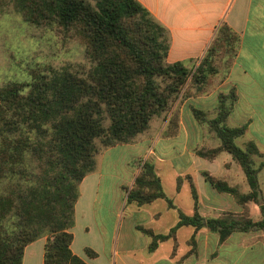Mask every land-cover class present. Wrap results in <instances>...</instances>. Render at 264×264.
Returning a JSON list of instances; mask_svg holds the SVG:
<instances>
[{
    "label": "trees",
    "instance_id": "trees-1",
    "mask_svg": "<svg viewBox=\"0 0 264 264\" xmlns=\"http://www.w3.org/2000/svg\"><path fill=\"white\" fill-rule=\"evenodd\" d=\"M8 1L24 20L58 31L62 39H77L86 64L54 68L34 60L27 66L28 80L8 78L0 84V264H20L24 245L38 236H44L42 264H92L69 246L78 182L94 169L96 155L116 143L138 140L153 117L165 120L163 135L175 134L179 103L210 88L219 69L216 58L224 59L225 70L239 37L220 23L196 63L167 61L168 31L138 0ZM235 98L230 87L217 92L212 115L193 106L190 110L219 141L193 152L211 159L225 150L241 166L247 192L206 170L201 173L216 190L230 193L242 210L202 216L191 185V213L177 208V219L167 231L135 225L149 236V250L174 236L182 224L193 232L205 226L220 240L235 230L264 229L256 178L264 152L251 139L235 142L245 129L225 123ZM254 156L262 159L255 162ZM132 162L137 171L125 187V202L140 205L163 197L174 206L152 161L138 157ZM247 200L258 204L259 219L248 215ZM84 252L95 255L87 246Z\"/></svg>",
    "mask_w": 264,
    "mask_h": 264
},
{
    "label": "crops",
    "instance_id": "crops-1",
    "mask_svg": "<svg viewBox=\"0 0 264 264\" xmlns=\"http://www.w3.org/2000/svg\"><path fill=\"white\" fill-rule=\"evenodd\" d=\"M138 1L168 31L167 61L180 59L190 64L198 59L220 23H224L238 35V44L228 67L225 70L222 68L223 72L213 78L210 88L205 93L187 96L181 100L178 106L179 118L175 134L163 135L164 120L153 117L147 130L138 140L116 143L137 147L128 160L131 162L148 151L154 154L155 161L152 163L162 189L159 168L161 163L165 162L171 174L169 181H172L173 190L170 195L163 191L174 206H169L165 198L157 197L140 205L129 202L126 208L125 199L121 197L116 201L114 219L111 223V229L117 224L116 238L108 242L102 232L107 227L102 222V215H98L100 213L107 215L108 208L101 203L100 212H97L95 207L101 172L94 167L78 182L79 192L74 205L82 195V186L89 187L86 207L82 211L83 229L84 232L92 228L95 230L100 253L93 256L80 254L72 247L74 239L72 230L70 249L92 264H264V229L235 230L220 240L216 232L205 226L193 232L192 226L182 224L175 229L174 236L159 240L150 250L147 248L149 236L140 237L134 233V230H138L135 228L136 224L150 227L154 232L167 231L177 219V208L185 213H191L193 205L191 185L196 192L197 211L202 216H216L222 211L240 212L242 210V205L236 202L230 193L216 190L201 173L202 170L211 174L217 171V174H222L213 175L234 185L240 192L250 190L241 167L236 165L237 161L231 155L230 158L225 156V159L221 161L222 171L219 164H213L217 155L225 150H220L211 159L193 152L195 147L214 146L219 141L214 142L212 136L204 137L202 126L191 115L189 101L199 99L197 106L212 115L217 102V92L225 93L233 87L236 98L225 122L227 121L226 124L230 126L243 124L245 129L242 141L251 139L258 150L264 152V0ZM3 3L5 0L4 2L0 0V6ZM177 136L182 138L179 149L181 158L177 161L179 165L175 161L176 157L166 158L165 154H160L163 152L155 153L153 146L151 148L148 146L150 142L155 144L159 138L171 140ZM171 147L169 145V148ZM261 159L262 156H259L256 160L254 158V161L258 162ZM133 167L127 187L130 186L137 171V168ZM177 175L179 176L178 186H176ZM256 178L258 197L264 202V162L260 165ZM126 186H124L123 194H125ZM120 201L124 203L121 208H118ZM245 205L252 219L261 217L255 201L247 200ZM192 233L193 238L190 239ZM43 242L44 236L35 237L27 242L22 250L20 264H42ZM85 246L96 250L92 242L87 240L82 241L80 249L84 251Z\"/></svg>",
    "mask_w": 264,
    "mask_h": 264
},
{
    "label": "rangeland",
    "instance_id": "rangeland-1",
    "mask_svg": "<svg viewBox=\"0 0 264 264\" xmlns=\"http://www.w3.org/2000/svg\"><path fill=\"white\" fill-rule=\"evenodd\" d=\"M34 60L48 63L54 68L66 67L72 69L78 65L86 64L82 45L77 41V39L74 37L62 39L60 32L49 29L47 26H37L24 20L19 12H17L10 3L5 1V3L0 6V84L8 78L28 80L29 74L27 66L29 62ZM197 60L198 59L194 60V62L196 63ZM223 61V58H216V64L219 69L213 78L221 74ZM199 101V99H194L190 100L189 103L191 106L199 108L197 106ZM163 122H165V120ZM225 123H227V121ZM202 129L204 130L205 138L211 137L209 136V130H207L205 124ZM213 138L214 142L218 141L216 137ZM242 139V135L241 137L238 136L235 138V142L242 145ZM181 144L182 138L177 136L171 140L159 138L155 144L150 142L148 146L150 148L153 146L155 153H158L159 151L163 152L160 154H165L164 157L166 158H170L172 156L180 159L179 149L181 148ZM169 145L172 147L169 148ZM136 149V146H123L122 144H116L109 147L105 152H103V149L95 157V167H97L101 172L95 207L97 208V212H100L101 203L104 207L108 208L107 215L102 213L98 214L99 216L102 215V222L107 227L102 232L108 242L113 239L115 240L116 238L117 224L113 225L111 229V223L114 219V209H116V201H118L121 197L125 199V194H123L124 186L128 184L131 168H134V163H131V161L128 160ZM225 156L230 158V154L228 152L222 151L217 155L215 160H213V164H219L220 166V163L225 159ZM145 157L151 161H155L154 154L152 155L149 151L141 156V158ZM258 157L259 156H254L255 160ZM177 159H175L176 162L179 161V159ZM177 163L176 164L179 165V162ZM235 163L237 166H240L238 162ZM220 167V171H222L223 167ZM159 173L162 178L163 190L167 195L172 194V181H169V179H171V177L169 178L171 174L169 173L165 162L161 163ZM213 174L216 175L217 171ZM220 174L222 173H218L217 175ZM81 189L82 195L73 207V225L71 230L74 234V239L72 247L77 249L80 254L84 255L86 253L82 251L83 249H80V246L82 245L83 240H87L92 242L93 246L96 248L95 254H97L100 253V251L96 243L98 240L97 237H95V230L92 228L87 232H84L83 229L84 221L82 219V211L83 208L86 207L87 191H89V187L82 186ZM119 192H121V195H119ZM123 203L120 201L118 208H121ZM128 203L129 202H125L126 208L128 207ZM134 231V233L140 235V237H146V234L143 232H140L139 230Z\"/></svg>",
    "mask_w": 264,
    "mask_h": 264
}]
</instances>
